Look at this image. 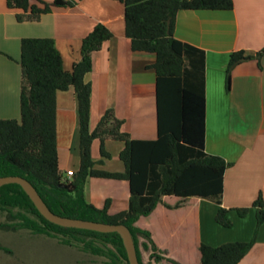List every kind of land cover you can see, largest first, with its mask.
Wrapping results in <instances>:
<instances>
[{"label": "trees", "instance_id": "obj_1", "mask_svg": "<svg viewBox=\"0 0 264 264\" xmlns=\"http://www.w3.org/2000/svg\"><path fill=\"white\" fill-rule=\"evenodd\" d=\"M37 4L31 0H6L17 22H35L53 9L72 8L82 0H53ZM124 7V31L134 52L153 54L155 62L147 69L155 72L153 92L157 103V136L154 140L132 139L123 130L124 122L108 109L94 130H90L91 56L111 39L112 33L96 24L82 39L80 59L70 71L63 68L59 51L52 39L25 38L20 42L21 86L19 120L0 121V178L26 179L55 215L83 221L126 226L133 237L140 264V246L149 251V261L165 260L153 244L150 234L134 226L140 217H148L162 198L181 200L197 197L212 201L219 208L215 222L230 228V211L244 218L250 208H222L223 181L230 166L223 158L204 151L205 105L203 90L204 52L174 37L179 11H230L233 0H117ZM264 47L255 55L233 52L226 68V89L231 70L248 60L258 67ZM73 89L77 101L79 167L67 177L59 167L56 139V95ZM99 143L101 160L92 158V145ZM106 141L124 144L119 160L123 172L97 169L109 154ZM88 178L126 181L129 184L128 208L108 212L110 200L97 208L85 198ZM165 205V204H164ZM171 208L168 205H165ZM179 203L174 207L177 208ZM256 226L248 242H231L218 247L201 243L200 264H238L251 250L259 227L264 223V203L259 194L252 203ZM16 210V213L13 211ZM0 212L10 215L13 223L3 228L23 229L33 235L56 238L62 245H80L86 252L110 259L108 264H128L122 239L117 233H98L64 228L45 220L18 185L0 187ZM140 239L143 241L140 242ZM171 264L174 261L167 260Z\"/></svg>", "mask_w": 264, "mask_h": 264}, {"label": "crops", "instance_id": "obj_2", "mask_svg": "<svg viewBox=\"0 0 264 264\" xmlns=\"http://www.w3.org/2000/svg\"><path fill=\"white\" fill-rule=\"evenodd\" d=\"M17 13L21 11L8 9L6 0H0V121L20 117L22 39H52L64 70L70 71L80 59L82 39L101 24L112 37L91 56L92 68L86 77L91 86L89 128L94 130L105 111L111 109L132 139L156 138V77L153 70L147 69L155 56L131 50L121 2L82 0L72 8L53 9L35 22L19 23ZM174 37L204 52V151L230 164L224 175L220 206L250 210L244 218L230 211L232 226L223 228L214 220L219 207L212 201L191 197L181 202L168 196L134 226L150 234L163 261L200 264L201 243L218 247L250 241L256 226L252 203L259 194L264 203V55L261 67L254 59L235 66L228 90L225 81L230 54L244 51L255 55L264 47V0H233L230 11H179ZM56 139L59 167L69 177L79 167L77 101L72 88L56 95ZM123 147L122 142L106 141L104 149L109 158L102 159L103 164L96 168L123 172L119 160ZM91 151L95 162L101 160L97 141ZM129 197L126 181L88 178L85 184L86 200L97 208L110 200V214L125 211ZM238 264H264V223L257 230L255 244Z\"/></svg>", "mask_w": 264, "mask_h": 264}, {"label": "rangeland", "instance_id": "obj_3", "mask_svg": "<svg viewBox=\"0 0 264 264\" xmlns=\"http://www.w3.org/2000/svg\"><path fill=\"white\" fill-rule=\"evenodd\" d=\"M6 223H13V220L8 213L0 212V224ZM139 249L143 263L155 264L149 261V251L145 252L142 246ZM109 260L86 253L79 244L66 246L56 238L0 227V264H108ZM161 263L171 264L168 261Z\"/></svg>", "mask_w": 264, "mask_h": 264}, {"label": "water", "instance_id": "obj_4", "mask_svg": "<svg viewBox=\"0 0 264 264\" xmlns=\"http://www.w3.org/2000/svg\"><path fill=\"white\" fill-rule=\"evenodd\" d=\"M15 184L22 188L25 194L34 204L40 215L48 222L64 227L74 228L86 231H93L98 233H117L121 239L126 251L128 264H140L137 257L136 247L130 230L124 225H110L104 223H97L93 221H83L79 219H72L61 217L52 213L42 198L37 193L36 189L26 179L16 176L1 177L0 187L5 185Z\"/></svg>", "mask_w": 264, "mask_h": 264}]
</instances>
